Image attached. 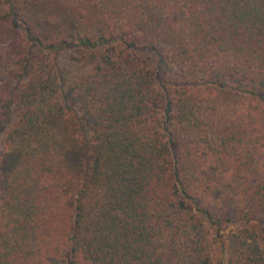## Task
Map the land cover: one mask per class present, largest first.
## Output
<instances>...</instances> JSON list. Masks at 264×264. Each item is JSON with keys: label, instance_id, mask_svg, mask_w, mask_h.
<instances>
[{"label": "trees", "instance_id": "trees-1", "mask_svg": "<svg viewBox=\"0 0 264 264\" xmlns=\"http://www.w3.org/2000/svg\"><path fill=\"white\" fill-rule=\"evenodd\" d=\"M5 124L0 264H264V0H0Z\"/></svg>", "mask_w": 264, "mask_h": 264}, {"label": "rangeland", "instance_id": "rangeland-1", "mask_svg": "<svg viewBox=\"0 0 264 264\" xmlns=\"http://www.w3.org/2000/svg\"><path fill=\"white\" fill-rule=\"evenodd\" d=\"M101 52V48L83 51L65 49L64 51H60V53L55 56V62L57 64L56 66L62 84L59 99L68 109L70 105L66 100V92L69 86L74 81L80 79L91 69L93 62L98 60V56L101 54ZM138 53L154 67L159 78L165 83L166 86H170L171 80L179 82L181 80H186L195 83L196 86H204L205 82L207 81V78L204 75L195 71L176 67L174 65L168 64L167 62H162L155 53L145 49L141 44L139 45ZM6 127V124L0 126V155L4 149L3 141ZM217 255H219V252H217Z\"/></svg>", "mask_w": 264, "mask_h": 264}]
</instances>
